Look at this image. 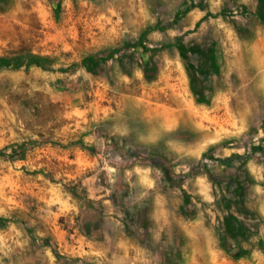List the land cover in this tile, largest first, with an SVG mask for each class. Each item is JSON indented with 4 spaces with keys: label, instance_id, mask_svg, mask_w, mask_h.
<instances>
[{
    "label": "rangeland",
    "instance_id": "374dc122",
    "mask_svg": "<svg viewBox=\"0 0 264 264\" xmlns=\"http://www.w3.org/2000/svg\"><path fill=\"white\" fill-rule=\"evenodd\" d=\"M100 226L133 264H264V0H0V264Z\"/></svg>",
    "mask_w": 264,
    "mask_h": 264
},
{
    "label": "trees",
    "instance_id": "16d2710c",
    "mask_svg": "<svg viewBox=\"0 0 264 264\" xmlns=\"http://www.w3.org/2000/svg\"><path fill=\"white\" fill-rule=\"evenodd\" d=\"M178 49L185 61L190 88L197 103L209 105L210 99L207 97L209 87L206 85V82L213 74L217 76L221 75L220 65L218 64L214 49L199 44L192 46L181 44ZM192 56L196 59L197 64L193 63ZM223 227L224 235L231 238H237L249 232L244 222L234 213H229L223 217Z\"/></svg>",
    "mask_w": 264,
    "mask_h": 264
},
{
    "label": "crops",
    "instance_id": "0c3cea01",
    "mask_svg": "<svg viewBox=\"0 0 264 264\" xmlns=\"http://www.w3.org/2000/svg\"><path fill=\"white\" fill-rule=\"evenodd\" d=\"M97 231L99 238L82 235L78 244L63 240V251L77 264H133L130 246L121 235H110L101 226Z\"/></svg>",
    "mask_w": 264,
    "mask_h": 264
}]
</instances>
